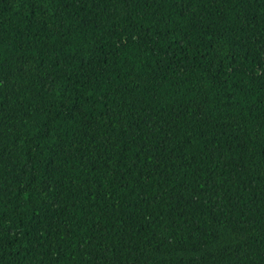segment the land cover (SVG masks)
Masks as SVG:
<instances>
[{"label":"trees","instance_id":"obj_1","mask_svg":"<svg viewBox=\"0 0 264 264\" xmlns=\"http://www.w3.org/2000/svg\"><path fill=\"white\" fill-rule=\"evenodd\" d=\"M0 264H264V0H0Z\"/></svg>","mask_w":264,"mask_h":264}]
</instances>
